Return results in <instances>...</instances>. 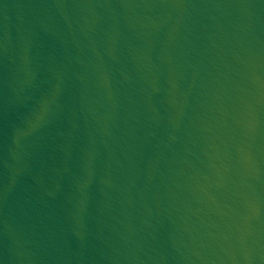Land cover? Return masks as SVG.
I'll list each match as a JSON object with an SVG mask.
<instances>
[{
	"label": "water",
	"instance_id": "water-1",
	"mask_svg": "<svg viewBox=\"0 0 264 264\" xmlns=\"http://www.w3.org/2000/svg\"><path fill=\"white\" fill-rule=\"evenodd\" d=\"M0 264H264V0H0Z\"/></svg>",
	"mask_w": 264,
	"mask_h": 264
}]
</instances>
